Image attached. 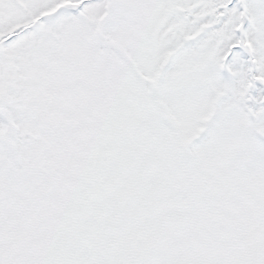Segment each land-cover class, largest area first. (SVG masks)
Returning <instances> with one entry per match:
<instances>
[{"label":"snow or ice","instance_id":"snow-or-ice-1","mask_svg":"<svg viewBox=\"0 0 264 264\" xmlns=\"http://www.w3.org/2000/svg\"><path fill=\"white\" fill-rule=\"evenodd\" d=\"M0 264H264V0H0Z\"/></svg>","mask_w":264,"mask_h":264}]
</instances>
